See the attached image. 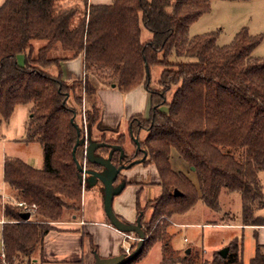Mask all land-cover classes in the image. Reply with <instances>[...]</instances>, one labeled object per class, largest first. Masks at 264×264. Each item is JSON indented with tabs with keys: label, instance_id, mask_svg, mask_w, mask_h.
I'll return each instance as SVG.
<instances>
[{
	"label": "trees",
	"instance_id": "16d2710c",
	"mask_svg": "<svg viewBox=\"0 0 264 264\" xmlns=\"http://www.w3.org/2000/svg\"><path fill=\"white\" fill-rule=\"evenodd\" d=\"M213 1L113 0L89 5L82 0V12L56 0L2 3L0 126L9 121L17 105H27L21 142L39 144L43 163L35 169L19 159L3 161L2 180L13 193L12 199L35 209L29 221H22L21 209L4 207L3 217L9 223L1 228L5 259L0 252V264H31L41 258L44 237L53 229L46 223L59 221L64 212L73 211L75 216L81 212L82 184L72 156L77 132L83 137L78 93L95 97L98 79L122 93L143 86L150 95L149 117L129 120V135L138 140L139 150L133 156L124 153L122 159L115 151L111 158L115 166L127 165L145 153L142 164L154 165L159 176L161 194L153 222L143 228L146 238L140 254L127 264L144 257L153 244H160L158 264H243L237 239L226 246L229 251L224 259L217 252L211 261L200 263L190 254L180 257L169 245L165 222L188 212L198 201L217 212L219 194L225 190L240 194L243 227L264 226V220L254 215L264 208L258 178L264 172V59L252 56L261 38L245 29L225 46L217 45L214 33L189 37L190 25L210 11ZM142 28L151 34L146 42L141 41ZM33 41L46 43L35 55ZM55 46L64 56H47ZM20 54L25 56L22 65L16 59ZM79 55L84 79L67 83L60 65ZM52 67L57 68V75L47 71ZM153 67L162 70L158 95L149 86ZM169 92L172 96L167 102L163 98ZM99 118L94 104L86 112L88 129ZM139 118L147 124L143 140L138 139L140 128L133 127ZM122 144L117 146L123 148ZM107 152L99 148L95 153L106 157ZM83 153V145L78 146L74 157L79 163ZM175 163L195 182L175 170ZM93 167L86 162V169ZM175 190L179 196L173 195ZM140 211L137 202L136 219ZM161 217L163 222L153 226ZM248 264H264V246L256 245Z\"/></svg>",
	"mask_w": 264,
	"mask_h": 264
},
{
	"label": "rangeland",
	"instance_id": "374dc122",
	"mask_svg": "<svg viewBox=\"0 0 264 264\" xmlns=\"http://www.w3.org/2000/svg\"><path fill=\"white\" fill-rule=\"evenodd\" d=\"M5 0H0V6ZM60 5L65 4L64 7H76L78 11L83 10L82 0H56ZM68 2V3H67ZM67 3V4H66ZM63 6V5H62ZM245 29L250 36H259L261 41L259 45L252 52V56L255 58L264 59V0H247V1H221L215 0L211 4V9L208 13L202 15L197 21L190 25L188 30V36H200L204 34L214 33L216 35V43L219 46H225L232 42L234 36L241 30ZM151 39V34L142 28L141 41L146 42ZM46 43L44 41H33V55H35L41 47ZM49 58L55 59L64 56V53L59 49L58 46L53 47V49L47 55ZM17 62L19 65L23 63V56L20 54L17 56ZM53 75H57V68L52 67L47 70ZM160 67H153L150 70V89L156 92V95L160 94L161 87L158 85L159 76L161 73ZM65 81V78H62ZM80 79V78H79ZM84 79V72L81 76V80ZM80 81V80H76ZM70 83L68 81H65ZM98 84L100 87H111L104 80L98 79ZM98 88L97 92L99 91ZM112 88V87H111ZM115 88V87H114ZM145 92V91H143ZM81 97L80 105V117H78L79 123L82 126L83 115L91 109L92 105H96L99 108V102L97 100V95L95 97H90L84 94V91L78 93ZM141 94V93H140ZM146 96V93H145ZM172 92H169L163 98L165 101L169 102L171 100ZM141 99V98H140ZM72 100V98H71ZM144 107H146V102ZM162 111H166L163 107ZM143 118H148L150 115V106L147 101V107L141 113ZM88 126V123H86ZM133 127L135 129L140 128L138 139L143 140L146 137V127L147 124L144 120L138 119L133 122ZM95 128V127H93ZM124 126L119 131L118 136L107 135V134H97L93 135L92 141L105 144L106 146L101 147L102 150L110 152L111 147H116L123 141L124 152L128 156H133L135 153V143L134 140H127ZM131 139V138H130ZM132 142V143H131ZM132 146V147H130ZM137 149V148H136ZM114 154V152H113ZM42 149L39 144H23L20 142L7 143L3 147H0V220L3 217V210L5 206L12 205L13 193L10 190L5 191L7 186L3 184L2 178V165L6 158H14L23 161L24 163L30 165L35 169L42 168ZM107 157V156H106ZM177 165V166H176ZM175 170H181V165L175 163ZM184 173H186L194 181L193 176H191L187 170L184 168ZM259 182L262 187V192L264 195V172L258 174ZM195 182V181H194ZM84 187H82L80 207L82 209L83 204H85L86 210H91L96 204L93 197L94 187H87L85 192H83ZM4 192V193H3ZM12 194V195H10ZM160 187L155 186H144L141 193L137 196V202L140 204V215L141 222L144 228L145 224L148 222H153V212L155 209V202L160 196ZM101 196V193H99ZM5 198H9V201ZM219 210L213 212L209 210L202 202L198 201L194 207L188 212L182 215H174L171 218H167L165 222L169 224L167 230L173 232L171 237V246L174 250H177L180 257L185 256V250L190 251L191 258L196 257V263L203 261L204 252L206 254L213 250L219 251V249L225 248L234 238L238 240L239 255L240 260L243 264H248L249 260L255 254L256 243H258V238L256 236V227H243L242 224V214H241V200L240 194L237 192H227L222 190L219 194ZM76 214L73 211L64 212L59 218V221L46 223L49 227L56 229L60 227V224L64 221H68V224H72V216ZM255 217L264 220V208L257 211ZM81 214L77 213L76 217H80ZM163 218H159L153 223L155 226L157 223L161 224ZM219 225V226H215ZM262 227V226H261ZM133 239H127L130 247H136L138 239L134 234H127ZM186 239V242H184ZM0 240H1V226H0ZM259 243L261 241L259 240ZM155 245V246H154ZM225 246V247H224ZM135 249V248H134ZM159 250V248H158ZM132 251V249H130ZM124 253V251L122 250ZM188 254V255H189ZM36 255H34V258ZM161 260L159 251L156 250V244H153L148 251V253L138 260L134 264H158ZM33 262V261H32Z\"/></svg>",
	"mask_w": 264,
	"mask_h": 264
},
{
	"label": "crops",
	"instance_id": "0c3cea01",
	"mask_svg": "<svg viewBox=\"0 0 264 264\" xmlns=\"http://www.w3.org/2000/svg\"><path fill=\"white\" fill-rule=\"evenodd\" d=\"M112 1L88 0V4L103 5L110 4ZM61 5L65 6L64 3ZM22 56L24 62L25 56ZM60 69L62 78H65V81L73 82L81 80V76L83 75L82 55L62 62ZM111 87H100L97 92L100 118L95 128L91 129V136H96L97 134L118 136L121 126L122 128L124 126L126 133L123 131V135H126L128 141H131L129 135V120L134 116H142L141 113L147 107V101L151 108L150 95L143 86H138L127 93H122L114 87ZM143 102H146V107H144ZM28 112L29 108L27 105H17L9 121L7 123H1L0 147H3L7 143L20 142L23 139ZM122 181H124L125 186L121 193L113 199V211L121 221L135 223L137 196L141 193L144 186L158 187L159 176L154 165L144 166L140 163L135 164L130 169L122 171L115 186ZM84 189L83 192H85ZM7 190L9 191L8 188L5 191ZM92 193L96 205L87 211L85 204H83L80 212L81 216H72V224H68L67 220L58 223L60 227L51 230L44 237L41 258L34 259L31 264H94V253L100 258H111L122 254L124 234L110 226L103 212L102 194L101 196L99 195L101 193V187L95 186ZM254 230H256V236L258 238L256 245L264 246V226L256 227ZM172 234L173 232H170L168 229L167 236L169 237V245L179 255V252L171 246ZM259 240L261 243H259ZM1 248L2 243L0 241ZM156 250L159 251L161 256L160 244H156ZM202 251L204 252L203 260L207 261H211L212 254L217 252L213 250L206 254L203 249Z\"/></svg>",
	"mask_w": 264,
	"mask_h": 264
},
{
	"label": "water",
	"instance_id": "95a60500",
	"mask_svg": "<svg viewBox=\"0 0 264 264\" xmlns=\"http://www.w3.org/2000/svg\"><path fill=\"white\" fill-rule=\"evenodd\" d=\"M112 87H114L112 85ZM78 140L73 147L72 150V156L75 162L76 170L78 173V181L80 184L83 182V176L84 178V184L88 187H95L100 186L101 187V194H102V203H103V212L112 228H114L116 231L123 233V234H134L136 235L138 239V243L129 254L122 253L121 255H118L116 257L111 258H100L96 253H94V264H127L133 259H135L141 252L142 247L144 245L145 241V233L142 228V224L140 222L141 215L136 219L135 223H126L121 221L114 213L112 203L113 199L116 195L120 194L123 190L125 184L124 181H122L120 184L115 186V183L117 182L119 175L122 171L130 169L135 164H140L145 159V153L144 156L139 159L135 160L127 165L121 164L119 166H115L111 162V158L113 155V152L119 151L120 153V159L124 157V149L120 146L111 147L110 152L108 153L107 157H102L99 155H96V150H98L101 147L106 146L105 144L93 142L91 139V129H88L87 127V146L85 149V160L86 162L90 163L93 166H96L98 169H84L82 167V163H79L75 159V151L78 146L84 144V135L82 138H80V133L77 132ZM134 143L137 149H139L138 140L134 139ZM193 170V168H191ZM85 188V185H84ZM174 196H179L180 193L175 190L173 193ZM20 218L22 221H28L30 219L29 213H22L20 215ZM228 248L225 247L219 251H217L218 255L221 258H226L228 254ZM190 253L189 250H186L185 254L188 255Z\"/></svg>",
	"mask_w": 264,
	"mask_h": 264
},
{
	"label": "built area",
	"instance_id": "2783aa9c",
	"mask_svg": "<svg viewBox=\"0 0 264 264\" xmlns=\"http://www.w3.org/2000/svg\"><path fill=\"white\" fill-rule=\"evenodd\" d=\"M82 129H83V135H84V139H85L84 144H83L84 153H83L82 167L85 169L86 168L85 149H86V146H87V124H86L85 114L83 115ZM84 178H85V176H83L82 187H84V185H85L84 184ZM3 199H6V200L9 201V198H5L4 196H3ZM12 205H14L17 208L21 209L22 213H29L30 215H31V212L35 209L34 205L28 206L24 202H19V201L17 202V201H14V200L12 202ZM7 223H9V221L5 220V218L2 217V219L0 220V226L2 227L4 224H7ZM12 223H15V222H12ZM127 239H133V238H131L127 234H124V242H123V246H122L123 248L122 249H123L125 254H129L131 252L130 251L131 247H130V244L127 241ZM184 241H186V239ZM0 252H1V258L4 260L5 259V255H4V252H3V246L0 249Z\"/></svg>",
	"mask_w": 264,
	"mask_h": 264
},
{
	"label": "flooded vegetation",
	"instance_id": "af4514ba",
	"mask_svg": "<svg viewBox=\"0 0 264 264\" xmlns=\"http://www.w3.org/2000/svg\"><path fill=\"white\" fill-rule=\"evenodd\" d=\"M131 138V140H134V139H132V137H130ZM139 150V149H138ZM135 152H136V146H135ZM135 154V153H134ZM133 154V155H134ZM105 157V156H104ZM136 160H139V159H136ZM135 161V160H134ZM93 169H98V170H100L99 168H97L96 166L95 167H93Z\"/></svg>",
	"mask_w": 264,
	"mask_h": 264
}]
</instances>
